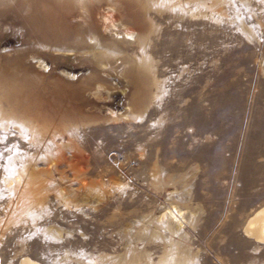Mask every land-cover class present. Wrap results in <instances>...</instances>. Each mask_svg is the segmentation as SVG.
I'll return each instance as SVG.
<instances>
[{"label":"rangeland","instance_id":"rangeland-1","mask_svg":"<svg viewBox=\"0 0 264 264\" xmlns=\"http://www.w3.org/2000/svg\"><path fill=\"white\" fill-rule=\"evenodd\" d=\"M41 1L54 15L36 25L26 0H0V264H156L179 177L191 198L173 238L191 264H264L243 233L264 176L239 175L264 150V0H90L84 15ZM109 4L117 28L147 37L142 86L106 49L142 56L105 30ZM155 163L174 182H152ZM210 165L226 177L211 183Z\"/></svg>","mask_w":264,"mask_h":264},{"label":"bare ground","instance_id":"bare-ground-1","mask_svg":"<svg viewBox=\"0 0 264 264\" xmlns=\"http://www.w3.org/2000/svg\"><path fill=\"white\" fill-rule=\"evenodd\" d=\"M27 1V4L29 5L28 6V10L31 12V18H30V22L32 24H36V25H40L41 22H43L45 20V18H48V17H51L54 15V11L53 10H49V9H45V7L42 8V6H40V2L42 3L41 0H26ZM90 0H64L65 4L68 5H79L80 8L85 11L83 12L82 14L84 15L85 13L88 12L87 7L89 9V6H88V3H89ZM49 2V1H48ZM92 5V4H91ZM78 6V7H79ZM79 8V9H80ZM81 10V11H82ZM108 10H111L112 13H108V14H105V15H101V18H103V20L105 22H108L107 25H105V30H112L113 27L118 29L117 33H116V37L117 39L121 42V43H124V44H135V43H138L140 45V50L142 52V56L138 57L137 60L135 59H132L129 55V53L124 50L122 47L119 46V44H117V42H112L109 46L108 44H106V47L108 46V49L109 50V54L112 55L114 57V60L118 61L116 59V57L118 55H124V58H123V64L126 65V72L127 74L132 78H133V83L136 87H139V86H142L144 85V83L142 82L143 80L141 79L142 76L139 74L140 70L139 68L140 67H143V66H146V61H147V52H146V39L144 37L141 36V34H136L135 31H132V30H129V29H122V28H117V24L119 23V21L115 18V15H114V11H116V8L114 5L112 4H109L108 5ZM107 11V10H106ZM53 15H52V14ZM101 13V12H100ZM105 13V12H103ZM87 16V15H86ZM83 19L85 18V16H82ZM98 17V16H97ZM87 19V18H86ZM110 26L112 27V29H110ZM119 26V25H118ZM121 27H124L125 25L124 24H120ZM126 27V26H125ZM64 28V27H63ZM83 30V29H82ZM146 36V35H145ZM88 37V36H86ZM85 37V38H86ZM88 39V38H87ZM96 39V38H95ZM85 40V39H84ZM116 40V39H115ZM77 42V41H76ZM111 42V41H110ZM105 43V42H104ZM119 43V42H118ZM101 45V44H100ZM121 45V44H120ZM102 46V45H101ZM136 46V45H135ZM98 48V47H97ZM99 50V49H98ZM131 50V49H130ZM98 53V52H97ZM101 54H99L98 58L100 57L101 60H105V59H102V57L104 55H106L104 52H100ZM98 55V54H97ZM105 57V56H104ZM36 58V57H34ZM41 62V64H44V62H42L41 60H39ZM100 61V60H99ZM113 61V59H112ZM101 62V61H100ZM103 64V62H102ZM43 66H46V65H43ZM70 85V84H69ZM70 87V86H68ZM139 89V88H138ZM139 102L135 103L134 105V108L136 109H139ZM129 112V111H128ZM134 113V112H133ZM127 116H130V115H127ZM117 119V118H116ZM24 127L26 128H31V126L29 124H24L23 125ZM27 130V129H26ZM33 130V129H32ZM37 130V129H36ZM30 132V131H29ZM33 134V133H32ZM35 134V133H34ZM58 134H56V137H57ZM54 137V136H53ZM169 137V136H168ZM55 138V137H54ZM136 138V137H135ZM56 139V138H55ZM260 139V138H259ZM40 142V140H39ZM166 142V141H165ZM35 143V142H34ZM43 143V141H42ZM50 145V142H48ZM53 143V142H52ZM55 144V143H54ZM247 146V145H246ZM248 147V146H247ZM246 149V148H245ZM168 150V149H167ZM172 152H174L173 150H171ZM184 151V150H182ZM247 151V149H246ZM162 152H165V151H162ZM171 152V153H172ZM264 152V150H263ZM263 152H247L246 154H244V158L241 159V168H240V173L239 175L242 176V177H246V178H253V176H260L259 178H263L264 176V164L263 162H259L256 161L255 163H253V160H255L254 158H261L263 156ZM180 153H184V152H181ZM187 155H191V156H187L188 158L189 157H192L191 159H198L199 160V155L195 153H192L190 154L191 152H187ZM161 154V153H160ZM80 155V154H79ZM159 155V154H158ZM164 155V154H163ZM169 156V155H168ZM144 157V156H143ZM185 159V157H184ZM190 159V160H191ZM125 160V159H124ZM211 161V160H209ZM215 161V160H214ZM228 161V160H227ZM159 162V161H158ZM142 163V162H141ZM157 163V162H156ZM154 164L153 165V168L150 169V174H149V178L152 182L154 183H161V182H164L165 184H170L172 182H174V175L173 177H171V175L169 177H167L166 175L162 174L161 170L159 169L158 165L157 164ZM209 163V162H208ZM212 163V162H211ZM198 165V164H196ZM214 165V164H213ZM217 165V164H216ZM160 166V165H159ZM211 166V165H210ZM172 167V166H171ZM180 167V166H179ZM185 167V166H184ZM199 167V166H198ZM206 168V167H205ZM204 168V169H205ZM209 168V169H208ZM206 168L203 172V176L206 177L207 180H210L211 183L214 181H217L219 177H226V173H221V174H216L215 173V169L216 168L215 166H211V167H208ZM179 171V170H178ZM149 172V171H148ZM195 172V171H194ZM78 173V172H77ZM197 173V172H196ZM193 174V173H192ZM176 175V174H175ZM180 178V179H179ZM179 183L182 184V191L180 190V188L176 187L177 185H175V190H180V192L178 194H175V190L174 192L175 193H171L169 194L170 195V198H173L175 199L173 202H169L170 205L169 206H166L164 207L163 209V214L162 216H160V218L163 220L164 218H166V221H163L162 223H160V227L163 229V233L164 230H167L169 231V234H170V238L166 241L167 242V246L166 248H163L165 249L163 255L161 257H159V261H157L158 263L156 264H191V259L188 257V255L186 254V252L181 249V246H180V243L176 242V240H174L173 236L175 234H177L179 232V229L178 228H175L174 225H173V220L175 219H178V220H182V219H185L186 221V212H188L186 210V207L180 205L178 203L177 200H180L182 198H185L187 195L188 197H190V194H191V190L190 188L188 187L187 183H189L191 180L187 181L186 178L188 177H179ZM176 179V178H175ZM243 179V178H242ZM198 180V179H197ZM253 180V179H252ZM248 182L251 181V179H247ZM197 182V181H196ZM195 182V183H196ZM247 182V183H248ZM149 183V182H148ZM151 183V182H150ZM200 183V181H199ZM209 183V182H208ZM246 183V184H247ZM83 185V183H81ZM118 184V183H117ZM176 184V183H175ZM198 184V183H197ZM81 185V187H82ZM212 185V184H211ZM86 186V185H85ZM190 186V185H189ZM201 186V185H200ZM213 186V185H212ZM203 187V186H202ZM209 188V187H208ZM164 189V188H163ZM191 198V197H190ZM191 200V199H190ZM171 201V199H170ZM177 201V202H176ZM188 202V201H187ZM187 205V204H186ZM198 206V205H197ZM190 208V207H189ZM190 210V209H188ZM193 216V215H192ZM189 221V220H188ZM159 222V221H158ZM187 222V221H186ZM191 222V220H190ZM158 224V223H157ZM189 224V223H188ZM192 224V223H191ZM196 225V224H195ZM203 227V226H202ZM160 229V231L162 230ZM159 231V230H158ZM198 231V230H197ZM222 231V230H221ZM200 232V230L198 231ZM197 232V233H198ZM243 233H244V236L256 243V244H262L264 243V206L260 207L259 209H257L256 211H254L246 220L244 226H243ZM155 234V233H154ZM153 234V236H154ZM157 234H159L157 232ZM156 234V236H157ZM165 234H168V233H165ZM201 235L204 234V231L200 232ZM198 235V234H197ZM155 236V237H156ZM163 236V235H162ZM167 236V235H166ZM182 236V235H181ZM200 236V235H199ZM197 236V237H199ZM158 237V236H157ZM204 237V236H203ZM188 239V238H187ZM157 240V238L155 239ZM179 240V239H178ZM153 241V240H152ZM166 244V243H165ZM165 246V245H164ZM191 257V256H190ZM21 264H43L37 260H34L32 259L31 257L29 256H26V257H23L21 259ZM95 262V261H94ZM110 262V261H109ZM92 263V262H91ZM95 264V263H94ZM123 264H155L153 263V261L151 259L149 260H134L132 257L131 258H128L126 259V262H124Z\"/></svg>","mask_w":264,"mask_h":264}]
</instances>
